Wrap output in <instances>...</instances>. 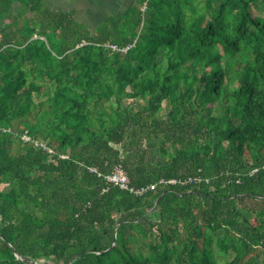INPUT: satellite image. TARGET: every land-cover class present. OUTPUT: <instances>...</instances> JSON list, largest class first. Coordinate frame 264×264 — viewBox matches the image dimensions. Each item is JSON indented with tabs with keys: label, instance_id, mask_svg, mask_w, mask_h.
<instances>
[{
	"label": "trees",
	"instance_id": "obj_1",
	"mask_svg": "<svg viewBox=\"0 0 264 264\" xmlns=\"http://www.w3.org/2000/svg\"><path fill=\"white\" fill-rule=\"evenodd\" d=\"M72 259L264 264V0H0V264Z\"/></svg>",
	"mask_w": 264,
	"mask_h": 264
},
{
	"label": "built area",
	"instance_id": "obj_2",
	"mask_svg": "<svg viewBox=\"0 0 264 264\" xmlns=\"http://www.w3.org/2000/svg\"><path fill=\"white\" fill-rule=\"evenodd\" d=\"M107 46L111 47L112 49H114L116 51L117 50L118 51H128L132 47V45H131V46L121 48L117 44H107ZM23 140L26 143H31L34 146L42 148L51 154L55 153L54 148H52L49 144H47V142H45L44 140H41V139L33 138L31 135H29L27 133L23 135ZM62 157L66 158L67 155H62ZM89 169L91 172L97 173L99 175V177H103L107 181V183L116 184V185L120 186L122 189L129 190L130 192L135 193L137 195H143L146 192H148L149 190H155L158 186V184H152L150 186H144V187H139V188H135V187L131 186L128 172L125 169V167L121 164L117 165L114 172L110 173L108 175H104L102 172H100V170L97 167H94V166L89 167ZM203 182L209 183L210 180L205 179V178L200 177V176H195V177H189V178L184 179V180L176 179V178H173L170 180L162 179L160 181V184H183V185H186V184H192V183L201 184ZM106 190L107 189H105V191Z\"/></svg>",
	"mask_w": 264,
	"mask_h": 264
},
{
	"label": "rangeland",
	"instance_id": "obj_3",
	"mask_svg": "<svg viewBox=\"0 0 264 264\" xmlns=\"http://www.w3.org/2000/svg\"><path fill=\"white\" fill-rule=\"evenodd\" d=\"M132 0H65L63 6L77 12V19L96 29L103 15L122 11ZM57 6V4H55ZM62 6V7H63Z\"/></svg>",
	"mask_w": 264,
	"mask_h": 264
},
{
	"label": "crops",
	"instance_id": "obj_4",
	"mask_svg": "<svg viewBox=\"0 0 264 264\" xmlns=\"http://www.w3.org/2000/svg\"><path fill=\"white\" fill-rule=\"evenodd\" d=\"M48 1L50 4H52V7L56 8V9H64V10L72 11V10L67 9L63 6V1H65V0H48ZM55 4H57V6Z\"/></svg>",
	"mask_w": 264,
	"mask_h": 264
},
{
	"label": "water",
	"instance_id": "obj_5",
	"mask_svg": "<svg viewBox=\"0 0 264 264\" xmlns=\"http://www.w3.org/2000/svg\"><path fill=\"white\" fill-rule=\"evenodd\" d=\"M116 241H117V239L115 240V242H116ZM19 256H21V257H22V255H20V254H19ZM26 259H27V258H26ZM27 260H28V261H30V259H27ZM73 260H74V259H72V260L70 261V263H69V264H71V263L73 262ZM30 262H31V261H30Z\"/></svg>",
	"mask_w": 264,
	"mask_h": 264
}]
</instances>
